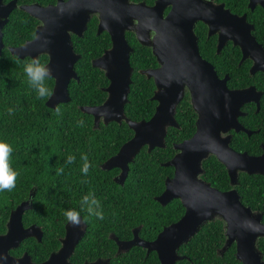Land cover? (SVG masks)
<instances>
[{"label":"water","instance_id":"obj_1","mask_svg":"<svg viewBox=\"0 0 264 264\" xmlns=\"http://www.w3.org/2000/svg\"><path fill=\"white\" fill-rule=\"evenodd\" d=\"M190 1L159 0L154 7L130 0H60L57 5L23 6V10L41 20L42 24L38 25L33 39L9 49L20 58L39 60L42 54L49 56L46 66L51 69L50 77L54 78L55 84L46 104L56 108L60 103L71 100L70 82L79 79L75 65L81 55L74 50L71 32L82 37L92 16L98 14V32L108 31L112 46L95 58L92 64L104 70L109 79L105 88L107 98L101 104L83 105L81 109L94 117L95 127L101 122L126 121L134 131L132 138L102 164L106 170L121 169L115 181L122 185L128 176L129 164L143 147L147 146L151 151L155 147L166 146L168 128L178 127L177 107L185 90L189 91L198 115L196 131L190 138L174 144L177 153L163 163L174 167V175L166 178L164 191L156 196V200L163 205L180 199L185 213L176 222L165 226L152 240L140 235L141 226L133 229L131 239L114 237L119 252L142 246L147 254L156 251L161 264H176L186 257L178 253L180 246L189 242L205 223L220 218L225 223L226 241L219 253L223 255L231 245L236 244V257L243 264H264L263 252L258 247V240L264 237L263 213L245 205L236 188L241 172L264 175V150L260 155L236 151L230 144L231 135L223 136L232 128L252 133L238 120L239 115L243 114L240 106L256 100L259 107L262 92L255 86L243 89L228 87V76L220 78L215 66L201 55L193 29L194 22L201 19L210 26V31H215V23L222 21L223 40L219 49L228 39L233 40L240 45L243 59L253 55L256 63L261 64L252 67L253 73L264 70V51L252 32L254 26L248 22L247 15H233L223 9V18L219 19L220 14L211 8L212 3L203 0L196 16L187 6ZM254 1L251 0L250 4L254 5ZM171 2L174 8L164 16L165 7ZM15 7V0L9 4L0 0V54L5 47L3 29ZM153 30L156 35L150 39ZM127 31H135L141 44L152 47L160 64L154 70L143 71L155 81L153 99L158 102L148 120H132L125 112L134 71L130 60L134 48L128 42ZM210 155H215L225 165L232 185L230 189L220 190L202 177L205 172L203 163ZM31 206L30 201L18 205L10 215L6 232L0 233V264H73L68 259L84 235V230L81 225L73 227L70 223L66 226L61 248L47 260L37 263L28 253L21 257L11 255L10 251L18 248L27 237L42 241L43 230L40 226L23 225V213ZM91 264L102 263L97 261Z\"/></svg>","mask_w":264,"mask_h":264},{"label":"trees","instance_id":"obj_2","mask_svg":"<svg viewBox=\"0 0 264 264\" xmlns=\"http://www.w3.org/2000/svg\"><path fill=\"white\" fill-rule=\"evenodd\" d=\"M244 5L242 3V7ZM253 21L259 39L264 41V21L259 18ZM97 22L95 16L86 35L83 38L74 37L75 49L82 54L75 65L79 79L70 82L71 100L60 103L56 108L46 104L53 92L54 78L45 81L50 95L38 98L24 72L25 65L33 59L20 58L9 49V46H20L35 37L37 20L17 9L3 29L5 47L0 54V140L11 144V164L19 176L11 192H0V232L6 230L10 209L28 199L34 188L33 208L24 214L23 222L25 225L36 222L43 228L44 236L42 241L27 238L21 245L22 249L29 250L34 261L46 259L51 251L60 247L59 237L64 235L67 221L64 212L73 209L88 223L86 234L76 247L74 258L77 261L86 255L96 257L104 254L116 264H161L156 251L147 254L142 246H134L128 252L116 255L117 244L110 233L121 239L131 238L133 229L141 226L140 235L152 240L165 226L183 216L185 207L180 199L163 205L156 200V196L164 191L166 178L174 175V167L163 163L177 153L175 143L194 134L197 114L187 93L177 108L180 127L168 128L166 146L155 147L151 151L147 146L143 147L129 164L125 183L116 182L114 178L120 173V168L106 170L102 164L132 138L134 131L126 121L101 122L95 127L94 117L81 109L83 105L101 104L107 98L105 88L109 79L104 70L93 66L92 60L101 56L112 42L107 32L97 34ZM129 38L135 48L130 58L134 71L125 112L132 120H148L158 103L153 99L156 86L154 80L140 70L153 67L156 62L149 48L140 45L133 36L129 35ZM208 53L216 67H224V72L229 71L233 78H237V83H242L236 86L256 82L247 69L237 66L239 52L225 50L221 55ZM228 57H234L235 61H224ZM48 61L46 54L39 57L43 65ZM9 109H12L11 113ZM80 121H83V126ZM242 121L248 128L260 130L251 136L244 132L235 135L233 146L239 151L259 154L260 143L264 142V109L259 112L253 110ZM69 155L75 156L72 164L66 162ZM82 155H87L91 165L87 176L81 170L84 164ZM203 166L205 172L202 177L206 181L220 190L232 187L225 165L214 155H210ZM60 169L63 171L60 172ZM239 179L236 188L243 203L262 212L264 222V175L242 172ZM90 193H94L100 201L104 215L102 220L90 216L87 206H82L83 197ZM224 226L220 218L205 223L189 242L180 246L178 253L186 257L176 264H243L236 257V244L231 245L223 255L219 253L226 241ZM258 247L264 258V237L258 240ZM14 251H19V248Z\"/></svg>","mask_w":264,"mask_h":264},{"label":"flooded vegetation","instance_id":"obj_3","mask_svg":"<svg viewBox=\"0 0 264 264\" xmlns=\"http://www.w3.org/2000/svg\"><path fill=\"white\" fill-rule=\"evenodd\" d=\"M14 0H3V3L4 4H9L10 2H13ZM16 1V7L13 9V11L10 13V16H9V20L11 18V15L13 14L14 11H16L17 9L18 10H22V11H25L22 9L23 6H28V5H34V4H40L42 6H49V5H57L59 3L60 0H15ZM62 1H68V0H62ZM159 0H130V2H133V3H141V2H144L147 6L149 7H154L157 3H158ZM175 2H178L179 0H174ZM202 1L203 0H192L190 1L187 6L188 8L190 9V11L192 13H194L196 16L199 12V10L201 9L202 7ZM205 1H210L212 3L211 5V8L214 9L216 11V13L220 14L219 16V19H222L223 18V9H227L229 10L233 15H239V16H242V15H247V20L250 24H253L254 26V29H253V34L255 35L257 41L259 44H261L262 46V49L264 51V41L260 40L259 39V33L256 32L257 30V26L255 25V22L253 20L259 18V19H262L264 21V0H255L254 1V5H251V0H205ZM242 3H244L245 5L242 7ZM215 6V7H214ZM174 8V4L173 2H171L170 4H167V6L165 7L164 9V16H167ZM26 12V11H25ZM29 14V13H28ZM30 15V14H29ZM32 16V15H31ZM97 17L98 19V22H97V34H101V33H104V32H107L109 34L108 31H102V32H98V25H99V16L98 14H95L92 16L91 20L89 21L88 23V27L86 29V31L84 32V35L82 37L78 36L77 34H74L73 32H71V35H72V41H73V46H74V50L76 51V53L80 54L81 57H82V54L79 53L76 49H75V43H74V37H79V38H83L86 33L89 31V28H90V24H91V21L94 17ZM33 17V16H32ZM250 17V18H249ZM35 18V17H34ZM38 22V24L36 25V29L38 27V25L42 24V21L35 18ZM9 22V21H8ZM137 22V21H136ZM8 24V23H7ZM6 24V25H7ZM216 24V28H215V31H210V26L205 23L203 20L201 19H197L195 22H194V25H193V29H194V32L197 36V42H198V46H199V51L201 53V55L203 56L204 59H206L207 61L211 62L214 66H215V69L217 71V74L220 78H225L226 76H228V79H227V85L230 89H243V88H247L249 86H255L256 89L259 91V92H262V95L259 99V107H258V103L257 101H250V102H247V103H244L242 106H240V111L243 112V114L239 115L238 117V120L240 122V124H242L246 129L248 130H251L252 133L251 134H248L246 131L244 130H240V131H237L235 128H232L228 131V133H223V136L224 135H228L230 134L231 135V146L233 149H235V147L233 146V140L235 138V135L241 133V132H244V133H247L248 136H251L253 135L254 133L256 132H259L260 128L258 129H251V128H248L244 122L242 121V118L246 117L249 115V113L252 114L253 110H255V112H259L261 111L262 109H264V70H257L256 72H252V67L254 65L256 66H261V64H257L256 63V60L254 58L253 55H249L246 59H243V51L240 47V45L236 44L233 40L231 39H228L227 42L225 43L224 46H221L220 49H219V45L222 44V35H221V32H222V21H220V23H215ZM5 25V26H6ZM212 32V33H211ZM36 35V34H35ZM110 35V34H109ZM129 35L130 36H133L134 38H136V41L144 46V47H147L149 48V50L151 51L153 57L155 58V62H156V65H154L153 67H149V68H146V69H141L140 72L142 74H144L143 71L145 70H148V69H151V70H154L156 69L157 67L160 66L159 62H158V59L156 57V55L154 54L153 52V48L150 47V46H146V45H143L139 42L138 38H137V35H136V32L135 31H127L126 32V37L128 39V42L129 44L134 48V45L131 44V40L129 38ZM156 35V31L153 30L150 32V39H153ZM111 37V35H110ZM4 39V38H3ZM31 40V39H30ZM28 41V40H27ZM209 41V42H208ZM111 42H112V39H111ZM208 42V43H206ZM25 43V42H24ZM112 46V44H111ZM110 46V47H111ZM10 47V46H9ZM109 47V48H110ZM249 48H253V47H249ZM135 50V48H134ZM225 50H228V52H233V53H237L239 52L240 53V56L238 57L237 59V66L238 67H241L243 68V70L247 69L248 70V73L251 77L255 78L256 79V82L255 83H250L249 85L247 86H236V85H239V84H242V83H237V78H233L230 74L229 71H223L224 70V67L220 68V67H216V65L214 64V60L212 58H209V52H215V55H221ZM254 50V49H252ZM134 52V51H133ZM132 52V53H133ZM131 53V54H132ZM43 55V54H42ZM41 56V55H40ZM49 57V56H48ZM81 59V58H80ZM79 59V60H80ZM78 60V61H79ZM94 60V59H93ZM92 60V61H93ZM77 61V62H78ZM226 62H231V61H235V58L234 57H228V58H225ZM132 65V64H131ZM264 66V64H263ZM222 72V73H220ZM146 75V74H145ZM147 76V75H146ZM153 79V78H152ZM154 80V79H153ZM263 80V81H262ZM234 81V83H233ZM155 82V81H154ZM156 86V85H155ZM189 93L188 90H185V95L183 97V99L185 98L186 94ZM155 94V92H154ZM190 95V93H189ZM154 96V95H153ZM182 99V100H183ZM190 100H191V97H190ZM182 102V101H181ZM180 102V103H181ZM179 103V105H180ZM192 104V102H191ZM178 105V106H179ZM193 106V105H192ZM178 108V107H177ZM194 109V108H193ZM196 112V111H195ZM197 114V112H196ZM176 115H177V112H176ZM198 117V115H197ZM176 119H177V116H176ZM197 120V118H196ZM177 122H178V127H180V123L177 119ZM177 128V127H176ZM260 146H261V152L259 154H251V155H260L262 152H263V147H264V142L262 141L260 143ZM236 151H239L237 149H235ZM243 151H247V150H242L240 152H243ZM248 152V151H247ZM249 153V152H248ZM215 156V155H214ZM216 157V156H215ZM217 158V157H216ZM121 170V169H120ZM121 172V171H120ZM242 173V172H241ZM240 173V174H241ZM245 173V172H244ZM117 176H115L116 178ZM114 178V179H115ZM239 178H240V175H239ZM240 181V179H239ZM230 189V188H229ZM36 194V190L33 188L31 189V192H30V196L28 199L24 200V201H30V203L32 204V206L26 210L24 213H23V217H24V214L29 211L31 208H33V198ZM32 195V197H31ZM22 201V202H24ZM22 202L18 203L14 208L10 209L9 211V214H8V218H7V221H6V226H7V222L10 218V215L12 213L13 210H15L18 205H20ZM81 217V220L83 221V223L81 224V228L84 230V235L82 236V238L80 239V241L83 239V237L85 236L86 234V231H87V228H88V223L84 220V218L82 216ZM68 220L66 221L65 223V233L63 236L59 237L60 238V247L56 250H53L51 251V253L49 254V256L53 253V252H57L61 246H62V241L64 239V237L66 236V226L68 224ZM32 224H37L36 222H33V223H30L28 225H25L24 222H23V225L25 227H28ZM38 226H40L39 224H37ZM41 227V226H40ZM41 229L43 230V228L41 227ZM6 230H7V227H6ZM6 230L4 232H6ZM4 232H0V233H4ZM43 236H44V230H43ZM110 237L116 242L117 244V251H116V255L117 254H121V253H124V252H119L118 251V243L117 241L115 240L114 237H117L118 239L120 240H127V239H131V238H119L115 233H110ZM27 238H30V237H27ZM27 238H25L24 240H26ZM35 238V237H33ZM36 239V238H35ZM43 239V237H42ZM23 240V241H24ZM22 241V242H23ZM79 241V242H80ZM22 242L20 244V246L18 247L19 248V251H14V250H17L18 248H13L10 253L12 256L14 257H21L22 255H24L25 253H28L30 254L29 250L26 249H22L21 248V245H22ZM79 244V243H78ZM77 244V245H78ZM77 247V246H76ZM133 248V247H132ZM130 251V250H129ZM128 252V251H126ZM76 253V248H75V251L73 252V254L70 256V258L68 259L69 262L73 263V264H91V263H95L97 261H100L102 264H116V263H113L112 260H111V257H108L104 254L102 255H98L96 257H93V256H84V259L80 260V261H77L75 258H74V255ZM31 255V254H30ZM32 256V255H31ZM49 256L40 261V262H43L45 260H47L49 258ZM33 260V258H32ZM34 261V260H33ZM34 262H37V261H34ZM40 262H37V263H40Z\"/></svg>","mask_w":264,"mask_h":264},{"label":"clouds","instance_id":"obj_4","mask_svg":"<svg viewBox=\"0 0 264 264\" xmlns=\"http://www.w3.org/2000/svg\"><path fill=\"white\" fill-rule=\"evenodd\" d=\"M24 72L28 78L29 84L36 90L38 98H46L50 95V91L45 84L46 79L51 76L50 68L41 64L39 60L33 59L30 63L25 65ZM8 111L11 113L12 109H9ZM56 111L59 115L60 111L58 108ZM79 123L83 126V121H80ZM12 152L13 148L11 144L0 140V192H11L16 187L19 172L12 167ZM82 160L84 161V164L81 170L83 174L87 176L91 165L88 162L87 155H82ZM66 162L68 164L74 163L75 156L69 155ZM59 171L62 172L63 169H60ZM83 205L87 206L86 211L90 216H95L101 220L104 219L100 201L95 197L94 193H90L83 197L82 206ZM64 216L73 227H79L83 223L80 213L76 210H66Z\"/></svg>","mask_w":264,"mask_h":264}]
</instances>
